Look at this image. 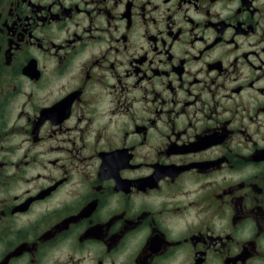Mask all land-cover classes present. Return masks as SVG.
<instances>
[{
  "label": "flooded vegetation",
  "instance_id": "obj_1",
  "mask_svg": "<svg viewBox=\"0 0 264 264\" xmlns=\"http://www.w3.org/2000/svg\"><path fill=\"white\" fill-rule=\"evenodd\" d=\"M0 264H264V0H0Z\"/></svg>",
  "mask_w": 264,
  "mask_h": 264
}]
</instances>
